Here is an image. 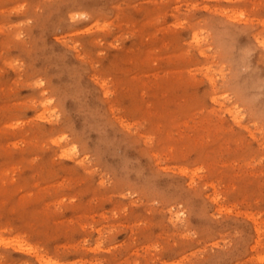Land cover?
<instances>
[{
	"label": "rangeland",
	"instance_id": "rangeland-1",
	"mask_svg": "<svg viewBox=\"0 0 264 264\" xmlns=\"http://www.w3.org/2000/svg\"><path fill=\"white\" fill-rule=\"evenodd\" d=\"M0 264H264V0H0Z\"/></svg>",
	"mask_w": 264,
	"mask_h": 264
}]
</instances>
